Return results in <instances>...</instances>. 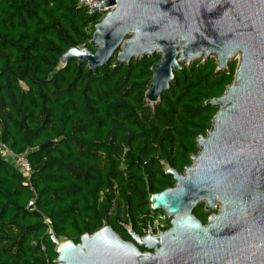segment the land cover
<instances>
[{"label": "trees", "instance_id": "16d2710c", "mask_svg": "<svg viewBox=\"0 0 264 264\" xmlns=\"http://www.w3.org/2000/svg\"><path fill=\"white\" fill-rule=\"evenodd\" d=\"M101 16L78 0H0V138L33 165L27 178L0 154V264H56L47 219L57 239L79 242L108 218L125 240V224L143 235L157 213L151 195L175 185L163 162L180 173L192 164L218 111L206 102L234 81L236 63L200 60L151 105L158 54L61 65L70 48L90 46L86 27ZM204 206L194 214L207 223Z\"/></svg>", "mask_w": 264, "mask_h": 264}, {"label": "water", "instance_id": "95a60500", "mask_svg": "<svg viewBox=\"0 0 264 264\" xmlns=\"http://www.w3.org/2000/svg\"><path fill=\"white\" fill-rule=\"evenodd\" d=\"M111 9L95 25L90 46L72 47L60 62L77 59L90 69L115 59L160 55L145 98L160 102L182 63L215 56L218 69L239 56L234 81L206 104L218 107L199 152L175 185L151 195V208L171 218L153 237L112 226L84 233L80 241L56 239V264H264V0H103ZM183 43L181 48H178ZM43 148V146H41ZM210 211L207 223L194 214Z\"/></svg>", "mask_w": 264, "mask_h": 264}, {"label": "built area", "instance_id": "2783aa9c", "mask_svg": "<svg viewBox=\"0 0 264 264\" xmlns=\"http://www.w3.org/2000/svg\"><path fill=\"white\" fill-rule=\"evenodd\" d=\"M103 0H78L80 5L86 8L88 13L92 14L95 11H102V9L96 10L93 9V4L101 3ZM0 154L6 160H9L21 173L24 177H29L33 172V165L30 160L26 157L25 154H18L15 153L5 142H3L0 138ZM34 203L33 201L29 202V205L32 206ZM155 211V210H154ZM157 213H153L148 220L145 228L143 229V235L137 234L139 236H145L150 233L153 237H160V233L166 230V226L168 223H171V218H169L165 212L163 211H155ZM47 224L49 225V233L51 239L56 242V237L53 232V228L49 219L46 220ZM124 228L130 231L132 227L130 224H125ZM128 231V230H127ZM134 232V231H133ZM57 244V243H56Z\"/></svg>", "mask_w": 264, "mask_h": 264}, {"label": "rangeland", "instance_id": "374dc122", "mask_svg": "<svg viewBox=\"0 0 264 264\" xmlns=\"http://www.w3.org/2000/svg\"><path fill=\"white\" fill-rule=\"evenodd\" d=\"M110 10H111V9H104V10H102V11H101V12H102V16H101L100 19H98V22H100V21L106 16V14H107ZM98 22H96V23H94V24H88V26L86 27V31H87V32L91 31L92 25H94V27H95V25H96ZM77 47H78L79 49H82V50H85V51H87V50H94V48L90 47V46L87 45V44H84V45H82V46H77ZM212 57L215 58V56H212ZM215 59H216V58H215ZM112 61H114V60H112ZM196 62H197V61H196ZM238 62H239V56H236L235 58H233V59H231V60L229 61V63H228V67H229V65H230L231 63H236V69H237ZM60 64L62 65L61 62H60ZM190 64H192V63H190ZM190 64H188V63H186V62H183V63H182V66L184 67V66H188V65H190ZM228 67H227V68H228ZM227 68H225L224 70H226ZM235 72H236V71H235ZM151 105H154V104H151ZM33 148H35V147H33ZM163 167H164V170H166L167 168L170 167V165H169L167 162L164 161V162H163ZM218 208H219V207L214 208V209H211L210 211H206V210L204 209V210L206 211V213L208 214V219H209V217H210L212 214L218 212ZM106 225H110V226L113 227L111 218L106 219V221L104 222V226H106ZM59 241L62 243V242L67 241V239H65L64 237H60V238H59Z\"/></svg>", "mask_w": 264, "mask_h": 264}, {"label": "flooded vegetation", "instance_id": "af4514ba", "mask_svg": "<svg viewBox=\"0 0 264 264\" xmlns=\"http://www.w3.org/2000/svg\"><path fill=\"white\" fill-rule=\"evenodd\" d=\"M183 45V43H180L179 47L178 48H181V46Z\"/></svg>", "mask_w": 264, "mask_h": 264}]
</instances>
